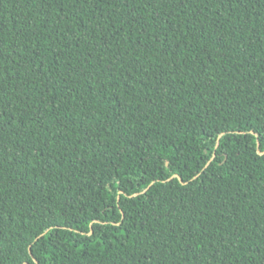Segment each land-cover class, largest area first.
Returning a JSON list of instances; mask_svg holds the SVG:
<instances>
[{
    "label": "trees",
    "instance_id": "trees-1",
    "mask_svg": "<svg viewBox=\"0 0 264 264\" xmlns=\"http://www.w3.org/2000/svg\"><path fill=\"white\" fill-rule=\"evenodd\" d=\"M0 264H264V0H0Z\"/></svg>",
    "mask_w": 264,
    "mask_h": 264
}]
</instances>
